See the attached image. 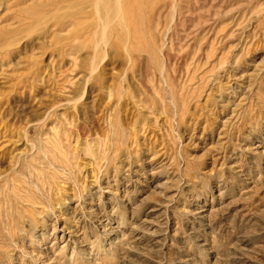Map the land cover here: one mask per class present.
<instances>
[{
  "label": "rangeland",
  "instance_id": "374dc122",
  "mask_svg": "<svg viewBox=\"0 0 264 264\" xmlns=\"http://www.w3.org/2000/svg\"><path fill=\"white\" fill-rule=\"evenodd\" d=\"M0 264H264V0H0Z\"/></svg>",
  "mask_w": 264,
  "mask_h": 264
},
{
  "label": "bare ground",
  "instance_id": "6f19581e",
  "mask_svg": "<svg viewBox=\"0 0 264 264\" xmlns=\"http://www.w3.org/2000/svg\"><path fill=\"white\" fill-rule=\"evenodd\" d=\"M138 7H139V6H138ZM119 10H120V9H119ZM119 12H120V11H119ZM119 12H118V14H119ZM120 15H121V13H120ZM95 71H96V70H95ZM161 73H162V72H161ZM82 98H83V97H82ZM34 187H35V186H34ZM41 225H42L43 227L45 226V224H42V223H41ZM40 235H41V234H40ZM44 235H45V234L42 233V237H44ZM50 235H54V233H51ZM41 239H42V238H41ZM38 241H39V240H38ZM52 244H53V243H52ZM51 246H52V245H50V248H51ZM44 249H45V248H44ZM46 249H47V248H46ZM85 255H86V254H85ZM72 257H73V255L70 256V260H71ZM44 258H45V257H44ZM73 258H74V257H73ZM39 259H40V258H39ZM46 260H47V259H46ZM51 261H52V260H51ZM73 261H74V260H73ZM52 262H53V261H52ZM70 263H71V262H70Z\"/></svg>",
  "mask_w": 264,
  "mask_h": 264
}]
</instances>
